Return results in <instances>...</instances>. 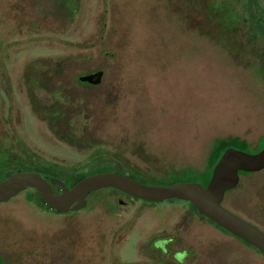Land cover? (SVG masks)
<instances>
[{"label":"rangeland","instance_id":"rangeland-1","mask_svg":"<svg viewBox=\"0 0 264 264\" xmlns=\"http://www.w3.org/2000/svg\"><path fill=\"white\" fill-rule=\"evenodd\" d=\"M243 11L239 0H0V145L63 174L110 164L159 184L189 168L206 184L216 138L264 133V43L247 40ZM96 69L99 84L74 80ZM111 190L64 214L29 187L0 202L4 264H176L181 248L183 264H264L184 200L119 204ZM222 205L264 230V168L240 173Z\"/></svg>","mask_w":264,"mask_h":264},{"label":"water","instance_id":"water-1","mask_svg":"<svg viewBox=\"0 0 264 264\" xmlns=\"http://www.w3.org/2000/svg\"><path fill=\"white\" fill-rule=\"evenodd\" d=\"M264 10V0H258ZM89 80L90 76L81 78ZM264 168V147L255 153L227 147L215 163L204 186L196 181L175 182L169 185H150L117 172H99L80 179L68 188L56 178L44 179L34 171H16L0 180V202L7 201L25 187L35 188L45 204L60 211L76 210L85 205L89 191L114 187L144 200L178 198L190 201L205 215L233 236L254 246L264 256V231L222 205L225 191L236 186L239 171H258ZM57 184L60 191L51 188Z\"/></svg>","mask_w":264,"mask_h":264},{"label":"flooded vegetation","instance_id":"flooded-vegetation-1","mask_svg":"<svg viewBox=\"0 0 264 264\" xmlns=\"http://www.w3.org/2000/svg\"><path fill=\"white\" fill-rule=\"evenodd\" d=\"M62 1H64V3L65 2H67V1H71V0H62ZM245 29V28H244ZM246 34V33H245ZM249 36L247 37V40L248 39H251L252 41L253 40H259V41H261V42H263L264 43V38H254V37H252L250 34H248ZM263 53V52H262ZM262 55V54H261ZM264 66V65H263ZM100 72V75L98 74V76H97V78L96 77H92V76H90V79L88 80H82L81 78V75H83V74H75L74 75V80L76 81V80H78V82L81 84L82 83V85H84V86H89V85H97V84H99L100 83V81H101V78H102V76H103V74H102V70L101 69H96V70H93V71H89V72H86V73H84V74H86V76H89L88 74H91V73H93V72ZM83 77H85V76H83ZM99 82V83H98ZM84 83H86V84H84ZM263 135H264V133H263ZM263 135H259L258 136V138L256 139V142L255 143H251L248 139H246L245 137L243 138V137H241V136H239V135H237V136H239L240 138H242V139H244L247 143H248V146H252L251 148H252V150L251 151H248L247 150V152H249V153H255V152H257V151H259L260 149H262L263 147H264V142H260L259 140H260V138L263 136ZM260 145V146H259ZM1 147H0V152H1V154H4V155H6L7 156V154L9 153V156L10 157H12L13 158V156H15V157H22L23 159H24V161L25 162H29V163H38V165H42V166H44V167H48L49 168V170L51 171V172H53L55 175H50V176H44L43 174H41L39 171H37V170H34V169H21V170H15V171H13V172H16V171H34V172H37V173H39L44 179H46L47 181H49V178H56V179H58V180H60V181H62L63 183H64V185L65 186H67L68 188H70V187H72L75 183H77L80 179H82V178H84V177H86V176H88V175H91V174H94V173H99V172H106V171H111V172H117V173H120V174H124V175H128L129 177H131V178H134V179H136V180H138V181H140V182H142V183H145V182H143L141 179H143V178H147V179H152V178H157V177H154V176H151V175H149L147 172H145V171H143V170H141V169H138V168H131V167H129V166H126L128 169H130L129 170V172H126V171H123V170H121V169H119V168H117V167H115V166H113V165H110V164H108V165H98V166H93V164H91V166L92 167H94V171H92V172H88L89 171V168L91 169V166H89V168L84 172V173H75V174H63L60 170H59V168L57 167V165H55V164H53L52 162H43V161H41L40 160V158H35V157H31L30 156V152L28 151V150H26V152H23L21 149L19 150V153H17V154H15V155H12L10 152H11V150H12V147H11V145H10V143H6L5 142V146H3V145H0ZM24 147V146H23ZM25 149V148H24ZM242 150V149H241ZM101 150L100 149H97V150H94V152H93V154L91 155V157H90V162H92L91 160H93V158H95V157H97L96 155H101L103 152H100ZM245 151V150H244ZM103 155V154H102ZM219 159V158H218ZM215 165V164H214ZM205 166H207V164H206V162H205ZM214 167V166H213ZM213 170V169H212ZM262 170V169H261ZM201 171H203V170H201ZM201 171H197L196 170V172H197V174H199ZM241 171V170H240ZM240 171H239V174H240ZM258 171H260V170H258ZM12 172V173H13ZM171 172H173L174 174H178V172L177 171H174V170H171ZM244 172H256V171H244ZM169 173V172H168ZM241 173H243V172H241ZM11 174V173H10ZM9 174V175H10ZM76 174H82V176L78 179V180H76V181H74V182H72L71 184H69L68 182H66L65 181V179H64V176H66L67 178L68 177H74V175H76ZM8 175V176H9ZM7 177V176H6ZM5 177V178H6ZM168 177V174L166 175V176H164L163 178H167ZM160 178V177H159ZM4 179V178H3ZM2 180V179H1ZM189 181H196V180H181V181H173V182H170V183H159V184H150V183H145V184H150V185H169V184H173V183H175V182H189ZM239 181V180H238ZM196 182H198V181H196ZM200 183V182H199ZM202 184V183H201ZM207 184V183H206ZM206 184H202V185H206ZM50 185H51V188L53 189V190H55L56 192H59L60 191V187L57 185V184H52V183H50ZM237 185V184H236ZM235 187V186H234ZM233 187V188H234ZM25 188H27V187H25ZM24 188V189H25ZM31 190H34V193H33V195H35L36 196V198H37V195H36V189L35 188H33V187H29ZM101 188H106V187H101ZM101 188H98V189H101ZM109 188H112V190L111 191H113L114 192V194L116 193V191H120V193L121 194H118V195H120V196H122L123 197V199H121V198H117V202L119 203V204H122L123 202H129V201H136V202H138V203H140V204H142L143 206L144 205H146V206H153L154 204H155V202H162V201H165V200H169V201H173V200H184V199H178V198H168V199H164V200H153V201H150V200H144V199H139V198H137V197H134V196H131V195H129V194H127V193H125V192H123V191H121V190H119V189H116V188H114V187H109ZM23 189V190H24ZM98 189H94V190H91V191H89L88 192V194L86 195V197H85V200H86V202H85V205L83 206V207H81V208H79V209H76V210H67V211H60V210H56V209H54V208H50L47 204V206H48V208H46V209H48V210H51V211H54V212H57V213H62V214H64V213H70V212H72V211H78V210H80V209H82V208H84V207H86L88 204H89V201L91 200H89L88 201V197L90 198V193L91 192H97L96 190H98ZM116 190V191H115ZM229 190V189H228ZM22 191V190H21ZM38 192V191H37ZM226 192V191H225ZM18 194V193H17ZM17 194L15 195V196H17ZM225 194V193H224ZM40 195V194H39ZM15 196H13V197H11L9 200H11L12 198H14ZM41 197V196H40ZM42 198V197H41ZM224 198V197H223ZM26 199L28 200V201H33V199H32V196H31V198H27L26 197ZM9 200H7V201H9ZM43 200V199H42ZM223 200V199H222ZM7 201H2V202H7ZM140 201V202H139ZM184 201H186V202H188L189 204H190V206H191V202L190 201H187V200H184ZM43 202H44V200H43ZM222 203V202H221ZM44 204H45V202H44ZM193 205V204H192ZM189 206V207H190ZM194 206V205H193ZM40 207H41V205H40ZM43 207V209L45 208L44 206H42ZM192 207V206H191ZM190 207V208H191ZM225 207V206H224ZM194 208H195V206H194ZM191 209H193V207L191 208ZM196 209V208H195ZM194 210V209H193ZM197 210V209H196ZM229 210V209H228ZM231 211V210H230ZM194 212H196L195 210H194ZM197 213V212H196ZM234 213V212H233ZM193 214V213H192ZM198 215L197 216H200L201 218H204L205 220H207L209 223L211 222L212 224H213V226L217 229V228H219L218 230L219 231H221L222 233H229L227 230L226 231H224V230H222L220 227H219V225H217L215 222H213L211 219H209L208 217H206L205 215H203V214H201L200 212H198L197 213ZM236 214V213H235ZM238 215V214H237ZM241 217V216H240ZM243 218V217H242ZM243 219H245V218H243ZM245 220H247V219H245ZM248 221V220H247ZM250 222V221H249ZM250 223H252V222H250ZM253 224V223H252ZM253 225H255V224H253ZM256 227H258L257 225H255ZM259 228V227H258ZM259 229H261V228H259ZM261 230H263V229H261ZM264 231V230H263ZM170 236V235H169ZM172 237V236H171ZM174 237V236H173ZM237 238V237H236ZM239 239V238H238ZM243 243H245V244H247L248 246H251L253 249H255L258 253H260L254 246H252V245H250L249 243H247L246 241H244V240H242V239H240ZM169 243V242H168ZM166 246H167V243H165V244H162L161 246H158L156 249L160 252V253H165L166 252V250H167V248H166ZM163 250H165V252L163 251ZM185 248H181V249H178V250H176L174 253H172V255H171V259L173 258V261H174V263H176V264H183L185 261H186V257L188 256V254H189V250H187V254L185 255V256H183V258H182V260H177L176 258H174V255L176 254V253H178V252H181V253H183L184 254V252H185ZM0 258L2 259V262H3V264H4V259H3V257L2 256H0ZM170 264H173L171 261L169 262Z\"/></svg>","mask_w":264,"mask_h":264},{"label":"trees","instance_id":"trees-1","mask_svg":"<svg viewBox=\"0 0 264 264\" xmlns=\"http://www.w3.org/2000/svg\"><path fill=\"white\" fill-rule=\"evenodd\" d=\"M239 1L243 2V6H244L243 13L244 14L241 17V19L244 23H247L249 34L254 38H264V10L260 6L259 1L258 0H247V1L246 0H239ZM259 141L264 142V135L260 138ZM227 147H235L238 149L246 150L244 148L248 147V143L244 139L240 138L237 135L216 138L213 141V143L209 149L208 155L206 157L207 167L210 166V169H212V167L217 162L220 155L223 153V151ZM5 157L6 158L3 160V163H1L2 166L0 168V180L5 178L6 176H8L13 171L21 170V169H34V170L39 171L44 176L55 175L53 172H51L49 170L48 167L38 165V163L25 162L22 157H15L14 156L12 158L9 156V153L7 154V156L5 155ZM23 163L26 166H22V168H21L20 165H23ZM19 168H21V169H19ZM188 169L189 168H183V169L179 170L177 175H180L183 178H187L184 180H192V177L193 176L195 177L196 174L191 175V172H190L191 169L190 170H188ZM241 172H244V171H240V173ZM81 176H82V174H76V175H74V177L71 176L68 178L66 176H64V179L66 182L71 184L72 182L78 180ZM208 178H209V176H208ZM206 182H207V180H206ZM36 195H37V201L40 203V205L44 206L45 208H48V206L46 204H44L42 198L40 197V195L37 191H36ZM191 206L198 213V211L194 208V206L192 204H191ZM221 229L224 230L223 228H221ZM224 231H226V230H224ZM0 264H3L1 258H0Z\"/></svg>","mask_w":264,"mask_h":264}]
</instances>
